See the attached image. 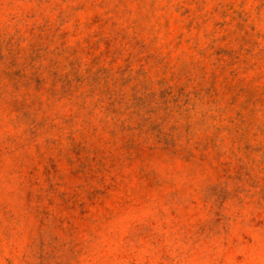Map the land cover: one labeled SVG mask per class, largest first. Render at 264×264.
<instances>
[{
  "label": "rangeland",
  "instance_id": "1",
  "mask_svg": "<svg viewBox=\"0 0 264 264\" xmlns=\"http://www.w3.org/2000/svg\"><path fill=\"white\" fill-rule=\"evenodd\" d=\"M0 264H264V0H0Z\"/></svg>",
  "mask_w": 264,
  "mask_h": 264
}]
</instances>
